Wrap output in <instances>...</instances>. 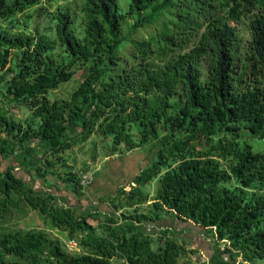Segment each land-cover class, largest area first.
<instances>
[{
    "label": "trees",
    "instance_id": "obj_1",
    "mask_svg": "<svg viewBox=\"0 0 264 264\" xmlns=\"http://www.w3.org/2000/svg\"><path fill=\"white\" fill-rule=\"evenodd\" d=\"M58 1L0 0V264L264 262V150L241 141L245 131L264 139V0H130L127 13L120 0H86L78 13L50 14L54 34L13 28L18 15L47 16L43 4ZM152 6L136 31L175 11L122 54L124 21ZM77 65L87 70L80 87L52 101ZM3 100L31 115L15 120ZM96 134L104 157L148 144L155 156L129 189L101 205L71 204L56 183L80 200L91 183L63 154ZM157 180L153 196L145 187ZM29 209L41 226H3ZM168 218L205 231L215 253L195 261L199 250L179 243L177 230L150 232Z\"/></svg>",
    "mask_w": 264,
    "mask_h": 264
},
{
    "label": "rangeland",
    "instance_id": "obj_2",
    "mask_svg": "<svg viewBox=\"0 0 264 264\" xmlns=\"http://www.w3.org/2000/svg\"><path fill=\"white\" fill-rule=\"evenodd\" d=\"M85 1L86 0H60L58 2H46L43 4V6L46 8L45 12L47 16H41L39 12H36L33 18H25L24 20L23 15H18L16 19L19 23L16 21L13 25V28H16L17 31L25 32L26 34H35L37 33L38 29H40L42 33H50V35L54 34L47 30L48 27L52 26L54 29L55 25H57V22L53 20L54 16H51V18L49 17L50 14L57 12V10H59V8L62 6L71 7L72 9L74 8V10L77 12L81 10V7H83ZM129 4L130 0H120L121 11L123 13H127L129 10ZM260 7L264 9V3H261ZM33 10L37 11L39 8H34ZM153 10L154 6L147 10L146 13L136 14L135 16L128 17L124 21L122 33L124 42L120 48V52L122 54L128 53L130 51L132 45L128 43H130L135 37L136 39L143 40L155 30L161 29L162 31L164 29L162 27L164 21L169 20V18L172 17V12L175 11L165 10L159 16V18L153 20V23H148L142 27V30L136 31L134 25L132 24H134L137 20L139 21L140 19L144 18L146 15L153 13ZM243 20L244 22L247 21L246 18ZM78 24H80V21ZM52 31L54 32V30ZM76 71L77 73L72 81L63 84L59 89L50 93V99L52 101H56L58 99L68 100L80 87L82 81L87 75V70L86 67L77 65ZM1 106H4L7 110H9L10 114H12L17 121L23 122L31 115L30 109L24 104L15 106L14 104L11 105L6 100H3L1 101ZM102 141V136L96 134L87 145L83 147H76L75 149L68 150L65 152V154H63V157L67 160L68 164L73 166L75 173L82 175L88 173L91 174L89 176H96L94 181L90 184V191H88V194H86L81 200L78 198L79 201L76 199V201H74L75 205L83 204L88 206L91 203L101 205L105 196H101L100 198L97 193L104 192L109 195L108 197H112L117 194L118 189L122 186L129 189V183L139 175L141 169L146 167L155 156V153L151 152V147L153 144H148L139 150L132 151L126 155H114L107 158L103 156V154H105V150ZM241 141L251 144L253 150L256 152L264 150V139L248 131L244 132L241 137ZM57 169L59 171L60 167H57ZM23 174L28 179L27 174ZM49 180L55 184L52 178H49ZM159 183L160 182L157 180L154 183L146 186L145 189L147 191H151L152 195L154 196L156 190L159 188ZM56 184L62 188L65 187V185L61 182ZM43 185L44 183L41 180H38L36 183V188L40 189L43 187ZM95 195L97 197H95ZM98 198H100V200ZM102 209L110 210L108 205H104ZM43 220L44 216L40 214L39 211L29 209L27 216L15 217L14 219L4 223L3 226L6 228H33L41 226ZM156 226V228L150 226V232L158 234L165 228L177 230V235L175 238L179 243L188 244L190 248L199 250L198 254L192 256L195 261L199 259L201 262H206L215 253V244L213 240L205 233V231L198 227L175 221L172 218H168L165 221L158 223ZM53 234L58 235L59 237L66 240L65 234L58 230H53ZM66 242L67 249L71 253L81 251V248L76 241L66 240ZM153 246L155 249H158L159 242L155 240ZM258 263L264 264L263 261H258ZM195 264L197 263L195 262Z\"/></svg>",
    "mask_w": 264,
    "mask_h": 264
},
{
    "label": "crops",
    "instance_id": "obj_3",
    "mask_svg": "<svg viewBox=\"0 0 264 264\" xmlns=\"http://www.w3.org/2000/svg\"><path fill=\"white\" fill-rule=\"evenodd\" d=\"M7 164H8V161L4 160L3 158L0 157V168L5 167ZM89 175H91V174H89ZM88 191H90V190H88ZM91 192H92V190H91ZM61 193L66 197L67 200L70 201L71 204L72 203L74 204V201H76V199H77V201H79L78 200L79 197L75 193H73L72 191H68L67 189H65V187H63V190ZM101 193H97V195L100 198H101V196H105V197L109 196L108 194H106L104 192H101ZM86 194H88V193H86ZM95 197H97V196L95 195ZM100 198H98V199L100 200ZM165 229H168V228H165Z\"/></svg>",
    "mask_w": 264,
    "mask_h": 264
},
{
    "label": "built area",
    "instance_id": "obj_4",
    "mask_svg": "<svg viewBox=\"0 0 264 264\" xmlns=\"http://www.w3.org/2000/svg\"><path fill=\"white\" fill-rule=\"evenodd\" d=\"M94 181V176H85L84 177V184H90Z\"/></svg>",
    "mask_w": 264,
    "mask_h": 264
}]
</instances>
